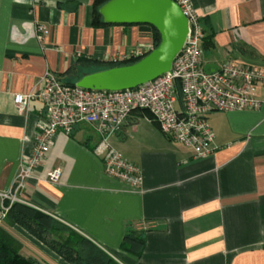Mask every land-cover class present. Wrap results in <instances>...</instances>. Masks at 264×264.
I'll list each match as a JSON object with an SVG mask.
<instances>
[{"label":"crops","instance_id":"1","mask_svg":"<svg viewBox=\"0 0 264 264\" xmlns=\"http://www.w3.org/2000/svg\"><path fill=\"white\" fill-rule=\"evenodd\" d=\"M191 2L204 33V71L227 61L264 67V0ZM95 3L0 0V209L11 204L4 195L44 120L37 98L16 107L14 96L35 94L45 73L76 84L153 44L148 25L94 24ZM260 99L255 111L209 114L214 137L203 159L168 139L149 112H130L109 144L140 169L138 187L105 173L93 125L57 131L16 202L50 216L117 264H264V87ZM54 169L61 177L51 183ZM0 225L18 240L21 255L67 264L23 228ZM131 233L144 240L139 256L120 247Z\"/></svg>","mask_w":264,"mask_h":264},{"label":"built area","instance_id":"2","mask_svg":"<svg viewBox=\"0 0 264 264\" xmlns=\"http://www.w3.org/2000/svg\"><path fill=\"white\" fill-rule=\"evenodd\" d=\"M187 20V35L168 72L140 86L125 90H88L67 85L45 73L35 94H16L14 104L23 107L32 98L43 105L44 120L39 124L32 152L13 181L10 203L24 181L44 160L57 131L70 134L77 124L93 125L100 136L96 152L102 155L105 173L126 185H142L140 169L114 150L109 139L135 110L149 112L160 131L171 141L193 151L196 159L208 157L213 132L208 116L213 112L255 111L262 106L260 88L264 87V67L227 61L206 72L202 67L203 29L191 0H172ZM45 32L36 26V34ZM139 49L131 58H139L153 49ZM61 171L47 174L56 183ZM8 207L0 209V223Z\"/></svg>","mask_w":264,"mask_h":264},{"label":"water","instance_id":"3","mask_svg":"<svg viewBox=\"0 0 264 264\" xmlns=\"http://www.w3.org/2000/svg\"><path fill=\"white\" fill-rule=\"evenodd\" d=\"M99 14L108 25H148L160 40L133 64L82 76L75 85L88 90H125L156 79L169 71L187 35V20L172 0H108Z\"/></svg>","mask_w":264,"mask_h":264},{"label":"trees","instance_id":"4","mask_svg":"<svg viewBox=\"0 0 264 264\" xmlns=\"http://www.w3.org/2000/svg\"><path fill=\"white\" fill-rule=\"evenodd\" d=\"M108 0H96L93 9L94 24H105L102 22L99 14V7ZM108 25V24H106ZM153 47L155 48L160 40L159 34L151 27ZM142 57L131 59L128 61L118 62L102 67L105 70L111 67L130 65L137 62ZM80 76L79 78H81ZM74 86V83H65ZM7 213L3 218V223L7 226L17 225L23 228L34 238L41 242H45L46 236L51 233L66 234L61 240H50L48 242L57 255L70 264H117L107 254L95 247L86 239L76 235L67 227L59 224L50 216L27 205L13 202L9 205ZM73 240V241H72ZM144 240L133 233L126 235L121 242V249L130 254L139 256L143 249ZM19 242L14 238L2 225H0V264H41L33 258L25 257L19 253Z\"/></svg>","mask_w":264,"mask_h":264},{"label":"rangeland","instance_id":"5","mask_svg":"<svg viewBox=\"0 0 264 264\" xmlns=\"http://www.w3.org/2000/svg\"><path fill=\"white\" fill-rule=\"evenodd\" d=\"M63 234V236H61V234H59V233H51V234H49L48 233V235L46 236V239H45V242H43L46 246H48L49 247V245H48V242L50 241V240H63L64 238H65V235L66 234H64V233H62ZM73 241V240H72ZM67 264H70L69 262H67Z\"/></svg>","mask_w":264,"mask_h":264}]
</instances>
